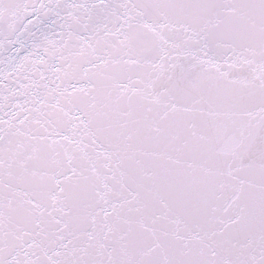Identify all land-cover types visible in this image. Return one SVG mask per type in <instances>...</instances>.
Wrapping results in <instances>:
<instances>
[{
  "label": "snow or ice",
  "instance_id": "obj_1",
  "mask_svg": "<svg viewBox=\"0 0 264 264\" xmlns=\"http://www.w3.org/2000/svg\"><path fill=\"white\" fill-rule=\"evenodd\" d=\"M0 264H264V0H0Z\"/></svg>",
  "mask_w": 264,
  "mask_h": 264
}]
</instances>
